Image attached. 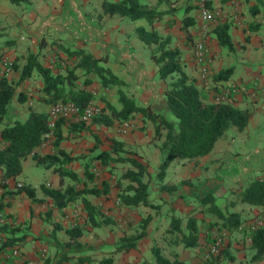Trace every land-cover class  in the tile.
I'll return each instance as SVG.
<instances>
[{"label": "crops", "instance_id": "obj_1", "mask_svg": "<svg viewBox=\"0 0 264 264\" xmlns=\"http://www.w3.org/2000/svg\"><path fill=\"white\" fill-rule=\"evenodd\" d=\"M103 1L115 0H0V52H2L0 72L4 59H11L12 68L6 76L16 79L18 71L13 68V63L19 67L28 52L37 54V61L42 66L50 67L52 72L58 69L63 71L64 64H70L75 59V55L68 54V49L83 48L94 57L103 58L100 64L123 81L120 90L125 94L133 97L140 105L149 104L154 111L171 117L164 93L170 79L158 76V65L151 57L156 43L144 42L138 36L135 27L142 25L146 29H154L161 39L165 40L166 47L179 49L182 69L206 93L207 100L213 101L212 91L218 85L238 87L237 92L225 102L238 108L249 109L251 116L243 129L232 128L244 132V137L240 135L238 140L252 142L249 145V152L255 157L253 164L258 162L257 166L262 170L256 178H264V121L257 119V116L264 115V14L261 10L251 11L250 6L255 0H208L209 7L214 11V20L209 24L207 43L211 56L209 74L205 79L201 78L198 66L192 57L193 42L199 29L196 0H138L159 12L152 15L150 20L105 14L101 7ZM222 21L228 26L232 48L218 42L214 26L215 23ZM135 37H138L142 44L136 43ZM6 39H9V42L5 43ZM223 69L227 70L225 76H219ZM75 71L78 74L76 79L78 85H81L85 76L89 78L83 86L91 92V99L101 105L103 112L108 113L105 104H111L118 109L121 107L117 95L118 86H103L91 72L84 75L79 68ZM41 86L42 81L36 71H32L29 77L18 83L10 103L8 119L15 117L24 119L29 114L30 108L37 112L48 113L52 102L47 100L41 91ZM19 92L23 93V102L16 98ZM124 121L131 122L132 125L122 128ZM60 130L62 135L58 141L60 148L70 155H77L67 164L68 168L74 170L81 178L76 188L83 186L85 181L88 185L92 184L84 176L86 162H92L91 169L95 176L93 182L99 187L102 186V182L105 181L100 175L107 170L91 156L102 150H108L111 140L115 139L137 159L146 163L151 174L149 198L160 206L158 210H153L142 204L129 206L119 203L117 192H111V179L108 176L107 193L97 196L84 194L99 214V219L103 217L110 219L107 225L101 223L92 225L86 219L80 195L57 208L53 200L42 192V186L47 188L59 186V174L52 168L46 167L51 177L39 185L27 183L19 177L20 173L15 177L6 178L4 182L7 189L15 188L17 181L21 184L27 183L33 188L35 198L32 200L24 191H17L4 197L6 203L1 209L0 221L16 225L18 234L24 233L17 244L20 248L18 264H86L85 261H79L81 256L90 257L92 262L98 260L96 263L99 264L102 258L98 257L108 256L113 251L117 239L130 231L129 226L126 225V220H129L127 215L131 214L139 218L146 211L151 213L147 234L139 239L137 247L113 253L112 264H125L124 262L129 258L153 262L148 259L147 252L152 251L151 245L154 240L163 241V233L169 225V216L178 215L183 219L192 213L197 222H200V217L208 220L209 216L203 215L202 206H198L197 201L206 193L213 194V191L221 196L219 202H216L214 196V202L223 214L230 211L238 212L244 220V231L228 230L220 220L214 224L220 228L219 231L226 234L223 237L224 243L232 250L228 252L233 258L225 259L231 263L252 261L250 257L254 250L251 248V240L248 236L251 231L249 225L256 220L261 221V225L264 224V204L254 206L240 201V191L249 183L244 185L246 180H243V176L249 174L244 175V172L248 171L244 166L243 170L237 168V164L242 163L238 150L228 156V159L231 158V161L235 162L232 164L234 168L229 170L220 167L214 177L208 175L209 165L215 166L223 157L208 158L206 152L196 159L173 160L169 165H175L178 177L164 182L176 184L177 187L171 194H167L159 189L160 181L155 177L157 167L162 160L161 155L154 152L155 168H153L145 158V154L142 152L140 154L133 148V144L152 143L158 149L155 143L157 138L153 136L152 121L141 112H135L122 121L114 120L110 125L93 119L72 124L63 121ZM52 140L53 137L44 141L45 143L41 142L35 151L39 154L52 152L54 150ZM258 141L261 144H257ZM26 158L31 159L30 156H26L21 162ZM249 163H252V160ZM229 174H233L234 177L231 178ZM240 174L242 177H237ZM227 177L231 180L226 179ZM97 179H100L99 183ZM63 181L62 184L65 185L75 180L65 176ZM231 181L235 182L229 190L231 195L224 197L221 195L224 193L223 184H229ZM3 189L0 184V193ZM116 199L117 204H115ZM115 205H119V209L115 208ZM75 209L79 213V218L72 216V211ZM98 218H95V222H98ZM80 223L84 224V228L83 233L78 237L79 243L66 244L68 234L65 229ZM207 225V228L199 225L198 246H176L178 259L186 264H198L200 260L198 257L202 255L201 248L206 243L205 236L213 231V227L209 229V224ZM231 233L234 234L230 236ZM1 235L3 233L0 231V239ZM107 247L111 248L109 252ZM257 261L264 264V253ZM216 264L219 263L216 261Z\"/></svg>", "mask_w": 264, "mask_h": 264}, {"label": "trees", "instance_id": "obj_2", "mask_svg": "<svg viewBox=\"0 0 264 264\" xmlns=\"http://www.w3.org/2000/svg\"><path fill=\"white\" fill-rule=\"evenodd\" d=\"M14 1V0H10ZM102 11L108 15H124L129 19L145 18L150 20L152 15L159 14L138 0H115L112 2L103 1L101 4ZM251 11L261 10L264 14V0H255L250 6ZM215 31L218 42L228 48H232V42L228 33V26L222 22L215 23ZM138 36L146 43H156L152 50V58L158 65V76L160 78L169 77V82L164 91L165 98L172 114L166 117L164 114L154 111L149 104L140 105L133 97L125 94L120 90L123 81L117 78L106 67L100 64L103 58H96L90 52L83 48L68 49L69 55H75L70 64H64L63 71L60 69L52 72L50 67L42 66L36 59L37 54L28 52L24 62L18 67L13 63V68L17 69V78H8V74H0V184L4 188L0 193V216L1 209L6 203L5 196L14 192L24 191L27 196L34 200L33 188L24 183L7 189L4 179L15 177L21 172V160L26 156L59 174V186L55 188L41 187L42 192L53 200L57 208L64 205L70 200H74L80 195L83 207L86 213V219L92 225L96 223L107 225L110 222L108 217L98 218V213L94 206L84 196V194L100 195L107 193L109 184L105 181L102 186H97L94 181V172L91 169L92 162L84 164V176L92 184L88 185L85 181L83 186L76 188L77 183L81 182L78 174L68 168V162L77 157L65 152L58 145L61 138L60 126L63 121L68 124L83 123L84 121H71L68 116H59L54 124L52 134V152L39 154L35 148L42 142L44 133L47 132V121L49 115L46 112H37L30 108L26 118L8 119L11 107L12 96L18 83L29 77L32 71H36L42 81L41 91L52 103L56 100H72L76 104L83 106L87 100L92 98L91 92L83 85L89 78L85 76L81 85H78L76 79L78 74L75 69L79 68L81 74L87 75L90 72L96 75L101 85L118 86L117 95L121 107L115 108L111 104H105L108 113L102 112L95 116L93 121L102 122L110 125L114 120L122 121L131 117L135 112H141L149 118L153 124V136L158 139V149L161 155V163L157 167L155 177L160 181V190L171 194L177 187L176 184L164 182L165 171L170 162L175 159H196L198 156L208 152L214 141L229 127L241 130L245 127L251 116L249 109H242L224 101H210L205 98L206 93L201 87L193 81L182 69L181 53L177 48L166 47L165 40H162L159 33L154 29H146L142 25L135 27ZM1 36V34H0ZM9 42V39L4 41ZM2 52H0L1 55ZM227 70L223 69L219 76H225ZM20 102L24 101L23 93L19 92L17 97ZM104 107V108H105ZM92 159L99 161L101 167L107 171H112L118 164L122 166L120 176L117 178L118 190L117 197L119 203L129 206L144 205L153 210H158L159 204L149 198V187L151 174L147 169L146 163L137 159L131 151L122 146L120 141L111 140V146L108 150H102L95 154ZM68 176L74 179V182L62 184L64 177ZM183 183V182H182ZM240 201L249 205L264 204V178H254L240 191ZM198 206H202L203 215L209 216L208 220L200 217L199 221L192 213L186 216L185 222L178 215H170L168 227L163 235L162 246H159L155 240L151 245L154 261L141 260L137 264H186L177 257L176 246L183 247L198 246L199 242V225H204L209 229L220 220L223 226L228 229H238L242 224L244 231V220L238 212H227L223 214L214 202V196L211 193L204 194L199 201ZM214 216V217H213ZM98 218V222H95ZM151 213L144 212L133 224V229L125 232L117 239L113 251L108 256L103 257L99 264H112V254L123 252L138 245L139 239L148 232ZM86 221V220H85ZM84 224H74L66 228L68 239L66 244H78V237L83 233ZM219 228V227H218ZM0 231L3 233L0 239V247L6 245L18 244V239L24 236V233L18 234V227L0 221ZM251 240V248L254 253L251 255L252 261L259 260L264 253V224L257 226L248 233ZM212 238L206 235V241ZM169 247V254H164ZM222 254L228 260L233 257L226 248H221L218 253L208 257L200 264H216V257ZM79 261H85L91 264V258L88 256L79 257ZM195 264V263H191Z\"/></svg>", "mask_w": 264, "mask_h": 264}, {"label": "rangeland", "instance_id": "obj_3", "mask_svg": "<svg viewBox=\"0 0 264 264\" xmlns=\"http://www.w3.org/2000/svg\"><path fill=\"white\" fill-rule=\"evenodd\" d=\"M135 42L136 43H141L142 44V41L138 38V37H135ZM93 74V72H91ZM95 75V74H93ZM96 76V75H95ZM123 85V84H122ZM135 85V84H134ZM135 88L137 90H139V87L137 85H135ZM257 119H260V120H263L264 121V115H260V116H257ZM239 135V136H238ZM243 136L244 137V132H238L236 131L234 128L230 127V128H227L224 133H222L213 143L211 149L207 152V157L208 158H221L223 157L222 160L219 161V163H217L215 166L214 164H210L209 167H210V170L208 171V175L211 176V177H214L217 173H218V169L220 167H223V169H233V165L235 162L231 161V158L228 159V156L230 153H234L235 150H238L239 153H240V156L241 157V161L242 163L240 164H237V168L240 169V170H243V166L245 168H247L248 171L242 173L244 175H248V176H243V180H246L244 185H246L248 182H250L251 180H254V178L257 177L258 174H261L262 173V170L260 169V167H258L257 165H259L258 162L254 163V160H255V157H252L250 154V148H249V145L250 143L252 142H241V140H238V137ZM252 137V136H250ZM155 143L156 145L159 144V141L156 139L155 140ZM257 144H261L260 141L257 142ZM133 148L135 150H137V152H139L140 154L144 153L145 154V158H147L150 162V166L155 168V159H153V155H154V152H156L157 154H160V152L158 151V149L155 148V146L152 144V143H143V144H133ZM142 152V153H141ZM260 152V151H259ZM252 160V163H249L251 162ZM22 170L19 174V177L24 179L25 181H27V183H31L32 185H39L41 183H45L47 180L50 179L51 177V174L49 172V170L44 167V166H41V165H38L36 162H34L33 160L31 159H25L23 160L22 162ZM226 166V167H225ZM230 166V167H228ZM122 171V166L119 164L117 165V167L113 168V170L110 172V171H104L102 172V174L100 176L103 177L102 180L104 181H108L109 178L111 179L110 181V184H111V192H117L118 190V184H117V178L120 176V173ZM264 173V171H263ZM242 174L240 175H237V177L241 178L242 177ZM231 175V178L234 177L233 174H229ZM109 176V178H108ZM178 175H177V172H176V169H175V165H168L167 169H166V177H165V180L164 181H168V180H175V178H177ZM247 177V179H246ZM231 178H226V179H230ZM100 182V179L98 180L97 179V183ZM197 181L194 180V183H196ZM205 182V181H203ZM235 182H230L229 184H223V192L221 195H223L224 197H227V196H230L231 194L229 193V190H230V187H232V185L234 184ZM243 183V182H242ZM197 184V183H196ZM213 193V196H215V200L216 202H219V200L221 199V196L220 194L217 195V193L214 191L212 192ZM110 199H112V197H110ZM193 204V203H192ZM115 208H118L119 209V205H115ZM129 217V220H126V225L129 226V230L131 231V229H133V223L135 224L136 220L138 219L137 217L135 216H131V214L127 215ZM99 217V215H98ZM136 218V219H134ZM182 219V218H181ZM183 222H185L186 218L183 217ZM213 228V231L212 232H209V237L212 238L209 239L208 241H206V243L202 246L201 248V256L198 257V259L200 258V260L197 262L198 264L202 263L205 259H207L208 257H211L215 254H211L209 255L208 257H205L204 256V253L205 250L207 249V247L209 246V244L215 239V236L216 235H219L221 236V244H220V249L221 248H228L227 245H225V239L223 238L224 236H226V234H223V232L219 231L220 228H217L216 225L212 226ZM126 231V229L124 230V232ZM234 231V230H232ZM234 233H231L230 236H232ZM227 236H229L227 234ZM206 237V236H205ZM159 246H162L164 245L165 243L162 241V240H157L155 241ZM232 242V241H231ZM244 244V242H243ZM107 252L110 251V247H107ZM167 248V251L163 252L164 254H169L170 251H168L169 247L166 246ZM219 249V251H220ZM106 250V249H105ZM228 251H232L231 249H227ZM254 253V251H253ZM252 253V254H253ZM200 254V252H199ZM147 256H148V259H151L152 261H154V256L152 254V251L149 250V252H147ZM203 256V257H202ZM99 259L100 258H103L102 256H99L98 257ZM97 258V259H98ZM143 259H139V260H132L131 258H129L128 260H126L124 263L125 264H137L139 261H141ZM98 261V260H97ZM96 261V262H97ZM216 261L217 263L219 264H260L258 261L256 263V261H251V262H242V263H237V262H228L225 257L222 255V254H218L217 257H216ZM96 262H92V264H97Z\"/></svg>", "mask_w": 264, "mask_h": 264}, {"label": "built area", "instance_id": "obj_4", "mask_svg": "<svg viewBox=\"0 0 264 264\" xmlns=\"http://www.w3.org/2000/svg\"><path fill=\"white\" fill-rule=\"evenodd\" d=\"M196 9L198 14V22L197 27L198 33L197 37L193 42V59L198 66V71L202 79L209 74V65H210V49L207 43L208 33L210 30L209 24L214 20V11L209 7L208 0H196ZM12 68V60L5 58L3 61V67L1 69V74H7L11 71ZM238 87L236 86H223L218 85L216 89L212 92V97L214 101H226L229 99L234 93L237 92ZM102 107L98 103L94 102V100L89 99L83 106L76 104L72 100H56V102L52 103L48 115L49 119L47 121L48 130L43 135L44 141L49 140L53 137L52 130L55 122L59 116H68L72 119L78 121H89L95 116L101 114ZM132 125L131 122L124 121L122 123V128L128 127ZM45 143V142H44ZM17 185H21L19 181L16 182ZM118 203V200H115V204ZM106 213L105 210H103ZM72 216L74 218H79V213L77 209L72 211ZM1 220V218H0ZM261 221L256 220L254 223H250V230H254L257 226L261 225ZM242 229V225L238 226V230ZM221 244V236L216 235L215 239L209 244L206 251L204 252V256L208 257L211 254H215L219 252ZM20 248L17 244L6 245L4 247H0V264H18L19 256H20Z\"/></svg>", "mask_w": 264, "mask_h": 264}]
</instances>
